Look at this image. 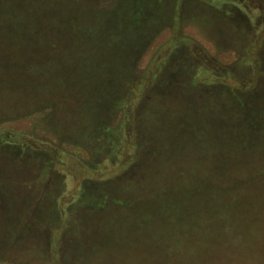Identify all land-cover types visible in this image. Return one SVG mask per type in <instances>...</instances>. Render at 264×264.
Listing matches in <instances>:
<instances>
[{"label":"rangeland","instance_id":"1","mask_svg":"<svg viewBox=\"0 0 264 264\" xmlns=\"http://www.w3.org/2000/svg\"><path fill=\"white\" fill-rule=\"evenodd\" d=\"M115 1L71 3L96 35L19 58L57 67V84L52 66L23 71L48 85L0 89V264L202 261L167 252L164 227L183 235L193 213L206 232L218 147L198 111L215 119L216 90L264 86V0H120L105 17Z\"/></svg>","mask_w":264,"mask_h":264},{"label":"trees","instance_id":"2","mask_svg":"<svg viewBox=\"0 0 264 264\" xmlns=\"http://www.w3.org/2000/svg\"><path fill=\"white\" fill-rule=\"evenodd\" d=\"M76 1L0 0V89L6 86L4 89L9 90L17 86L21 92L29 83L38 87L44 81V85H48L49 82L44 77L35 81L34 76L25 77L24 72L30 70L40 74L41 69L46 70L53 65L41 66L44 62L42 59L19 60L27 52L29 58L41 55L43 49L49 46L48 41L44 43L45 40L96 35L97 28L94 30L89 24L82 22L87 13L84 15L80 11L77 15L79 10L76 11L71 5L77 3ZM120 5L121 1L116 0L113 8L108 10L104 7L102 13L105 17L113 16L111 13L106 15L107 11L117 14L121 11ZM105 24L106 20L102 26ZM78 49L82 50L80 46ZM65 52L69 54L68 51ZM73 53L77 54V49L70 54ZM77 60L78 57L76 60L68 59L59 69L63 72L64 69L75 66V63L78 64ZM55 69L57 71L54 73ZM52 70L53 76L58 73L57 77L51 76L57 84L60 70L54 66ZM216 92L222 98L216 109V118L212 117L214 112L211 105L198 111L204 130L207 128L208 131V136L205 133V140L218 147L215 155L216 166L207 167V176L203 179L206 185L202 204H205L203 219H207L209 225L201 237L200 223L197 225L195 215L185 211L187 215L181 214L180 218L183 217L184 221L189 219V223L181 220L176 225L178 230L183 229L179 230V234L182 232L183 235L173 237L172 233L178 234L174 231V226L172 230L164 227L163 237L173 238L167 239L164 244H168L167 252L182 247L190 258L196 251L201 252L203 258L200 264H264V86L259 84L247 89L237 87L234 90L226 88ZM205 99H210V95ZM192 107L196 109L192 105L189 108L193 109ZM210 133L214 136L211 137ZM209 171H216L223 181L220 182L217 178L218 185L208 186L206 180ZM161 192L166 193V190ZM219 199L223 201L220 202ZM215 210L218 213L215 215L216 220H209ZM221 250H224L223 254ZM196 258L194 256L195 261Z\"/></svg>","mask_w":264,"mask_h":264}]
</instances>
